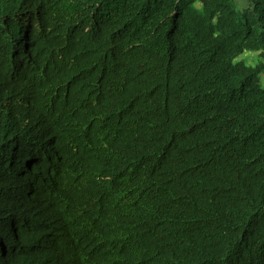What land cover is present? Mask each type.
Segmentation results:
<instances>
[{
  "label": "trees",
  "instance_id": "trees-1",
  "mask_svg": "<svg viewBox=\"0 0 264 264\" xmlns=\"http://www.w3.org/2000/svg\"><path fill=\"white\" fill-rule=\"evenodd\" d=\"M0 264H264V0H0Z\"/></svg>",
  "mask_w": 264,
  "mask_h": 264
}]
</instances>
